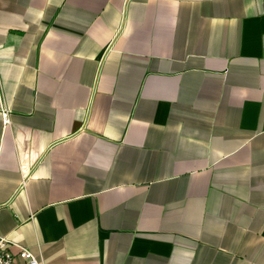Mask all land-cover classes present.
I'll return each mask as SVG.
<instances>
[{
  "label": "crops",
  "instance_id": "obj_1",
  "mask_svg": "<svg viewBox=\"0 0 264 264\" xmlns=\"http://www.w3.org/2000/svg\"><path fill=\"white\" fill-rule=\"evenodd\" d=\"M0 235L264 264V0H0Z\"/></svg>",
  "mask_w": 264,
  "mask_h": 264
},
{
  "label": "built area",
  "instance_id": "obj_2",
  "mask_svg": "<svg viewBox=\"0 0 264 264\" xmlns=\"http://www.w3.org/2000/svg\"><path fill=\"white\" fill-rule=\"evenodd\" d=\"M8 122L9 118L6 116V123ZM10 246L9 238L0 235V264H44L31 248L18 246V253H13Z\"/></svg>",
  "mask_w": 264,
  "mask_h": 264
}]
</instances>
